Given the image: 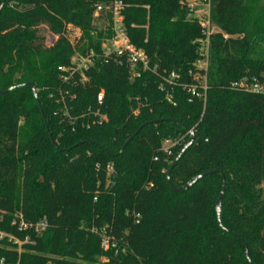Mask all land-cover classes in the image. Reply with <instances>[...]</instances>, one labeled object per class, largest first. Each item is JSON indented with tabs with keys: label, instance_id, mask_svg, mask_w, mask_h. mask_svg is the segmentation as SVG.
Segmentation results:
<instances>
[{
	"label": "trees",
	"instance_id": "obj_1",
	"mask_svg": "<svg viewBox=\"0 0 264 264\" xmlns=\"http://www.w3.org/2000/svg\"><path fill=\"white\" fill-rule=\"evenodd\" d=\"M111 1L0 0V260L264 264V93L238 87L264 81V57L255 53L264 43V0H203L219 29L209 38L206 98L176 86L172 102L156 74L131 80L126 66L102 57L84 71L85 82L77 75L61 82L57 68L73 53L67 27L80 30L77 51L99 53L110 18L99 30L93 12ZM123 1L130 42L159 71L190 83L204 34L188 17V0ZM46 30L58 37L50 46ZM59 87L76 95L72 115L94 109L102 89L107 120L80 127L53 116L60 105L49 95ZM167 139L176 143L165 150ZM168 175L180 189L195 181L173 191ZM16 214L47 226L19 230ZM102 231L116 255L102 250ZM10 238L30 242L18 253Z\"/></svg>",
	"mask_w": 264,
	"mask_h": 264
},
{
	"label": "built area",
	"instance_id": "obj_2",
	"mask_svg": "<svg viewBox=\"0 0 264 264\" xmlns=\"http://www.w3.org/2000/svg\"><path fill=\"white\" fill-rule=\"evenodd\" d=\"M128 5L123 0H112L107 4H97L93 12L94 24L104 17L106 20L109 17L110 23V36L106 37L100 45V52L95 53L94 50L90 49L85 53H80L76 49V42L80 39V30L68 26L66 29V36L72 45L73 53L70 57V62L67 66H59L57 69L60 72L59 77L61 82L68 83L72 81L75 75L78 80L83 83L86 80L84 71L91 68L94 61L98 57L106 59H112L116 65H124L128 68L129 78L131 80L139 79L144 72H150L156 74L160 78L159 89L165 92V98L167 101L172 102L174 87L181 86L187 90L191 98L201 99L205 101L206 92L208 89L207 85V69L209 62V38L212 34L217 33L214 31V24L211 23L209 18V11H207L206 18H198V23L202 28L204 38L196 41L198 58L193 63L194 69L188 70V76L191 80L190 83H183L180 81V74L175 71L166 72L165 70L159 71L156 64H151L150 59L143 48L135 46L130 42L124 24L122 11ZM189 8L188 17L192 16L193 5L190 0L187 1ZM145 8H149L145 6ZM208 8V5H207ZM197 18V17H196ZM108 24V20H107ZM134 26V25H132ZM106 29V27L104 28ZM75 30L77 34L74 37L77 40L71 41L68 35L69 31ZM235 86V84H233ZM238 87L243 91L252 93H264V81L262 82H241ZM55 99V102L60 105V108L53 112V116L59 115L61 120H67L68 122H78L80 127H89L91 125L101 124L107 120L105 113L101 111V105L103 102V90L101 89L96 95V107L94 109L89 108L87 111L82 112L78 115H72L70 113V102L76 98L74 93H70L67 89L58 88V96L55 97L53 93L49 95ZM68 99V100H67ZM17 224L19 230L27 227H33L36 232H41L47 226L46 220L42 219L35 224H28L24 222L20 214L15 215L13 221ZM100 246L103 251L115 249V255L118 253L116 243L113 242L110 237L101 232ZM13 243L16 244L17 252L20 253L22 250V244L30 242L28 238L24 241L18 239H12ZM126 246L120 248L121 253L126 252ZM0 264H3L0 260ZM19 264V262L13 263ZM45 264H57L55 259H48ZM95 264H108V258L104 257L98 260Z\"/></svg>",
	"mask_w": 264,
	"mask_h": 264
},
{
	"label": "rangeland",
	"instance_id": "obj_3",
	"mask_svg": "<svg viewBox=\"0 0 264 264\" xmlns=\"http://www.w3.org/2000/svg\"><path fill=\"white\" fill-rule=\"evenodd\" d=\"M190 3L193 5V10H192V16L197 17V18H206L207 16V5L206 2H204L203 0H190ZM259 5H264V3L260 2ZM107 24V20L104 17H101V19H99L96 23L95 26L99 29L102 30L106 27ZM214 31L218 32L219 29L214 26ZM75 34H77V32L75 30L69 31L68 35L70 37L71 41H76L77 37L75 36ZM44 36H45V40L44 43L46 46H50L52 45L56 40H57V36L54 35L52 32L46 30L44 32ZM76 37V38H74ZM258 46V50H255V53H258V55L260 57H264V43H260L257 45ZM181 138H184V136H182ZM176 143V140H163L162 141V147L167 150L168 148H170L171 146H173ZM107 256H101L98 258V260H100L101 258H104Z\"/></svg>",
	"mask_w": 264,
	"mask_h": 264
},
{
	"label": "water",
	"instance_id": "obj_4",
	"mask_svg": "<svg viewBox=\"0 0 264 264\" xmlns=\"http://www.w3.org/2000/svg\"><path fill=\"white\" fill-rule=\"evenodd\" d=\"M2 5H3V4H2ZM2 5H1V6H2ZM1 6H0V8H1ZM26 85L29 86V87L32 89L33 94H34V96L36 97V94H35V90H34L33 84H32V83H27ZM5 93H6V92H0L1 95H5ZM140 128H141V127H140ZM140 128H138V129L134 132V134H132V135L127 139V141L125 142V144H126L127 142H129V141L132 139V137H133V136L139 131ZM183 150H184V149H183ZM183 150H182V151H183ZM182 151H181V153H182ZM179 155H180V154H179ZM178 157H179V156H177V158L172 162L171 167H170V169L168 170V173L170 172L172 166L177 162ZM212 172H215V171H210V172H208V173H212ZM202 175H203V174L198 175V176L195 178V180L198 179V178H200ZM167 180H168L169 185H170L171 188L173 189V191H183L184 189L188 188V187H189V186L195 181V180H194V181L191 182L190 184H187L186 187H185L184 189H180V188H177V187H173V186L171 185V182H170V179H169V175L167 176ZM223 192H224V185H223V187H222L221 193L219 194V196H218V198H217V200H216V206H217L216 210H217V218H218V222H220V220H219V215H220V214H219V212H220V208H219V206H220V202H221V198H222Z\"/></svg>",
	"mask_w": 264,
	"mask_h": 264
}]
</instances>
